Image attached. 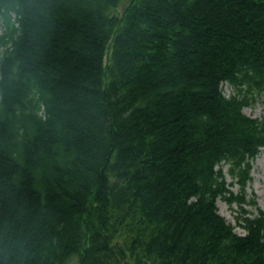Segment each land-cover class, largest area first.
<instances>
[{
  "label": "trees",
  "instance_id": "16d2710c",
  "mask_svg": "<svg viewBox=\"0 0 264 264\" xmlns=\"http://www.w3.org/2000/svg\"><path fill=\"white\" fill-rule=\"evenodd\" d=\"M120 1L0 0V264H264V0Z\"/></svg>",
  "mask_w": 264,
  "mask_h": 264
},
{
  "label": "rangeland",
  "instance_id": "374dc122",
  "mask_svg": "<svg viewBox=\"0 0 264 264\" xmlns=\"http://www.w3.org/2000/svg\"><path fill=\"white\" fill-rule=\"evenodd\" d=\"M130 0H121L116 13H121L123 8ZM11 22H14V16H11ZM4 32V25L0 17V35ZM3 48H0V52ZM109 50H107L104 57V64L107 63ZM221 92L225 97L236 95V89L226 83L221 85ZM242 94H239L241 96ZM243 114L252 119H257L264 122V93L254 95V100L251 101L244 109ZM222 172L225 174V183L233 196H242L244 203L238 205L237 203L227 204L222 200L216 201L218 214L224 218L225 222L233 226L234 232L238 235H243L244 231L237 226V218L240 215L250 216L256 214V209L264 212V149H260L258 155L251 163V170L249 172V180L247 181L243 191L240 190L236 180L228 173V165H222ZM255 202V206L250 205V201ZM241 206V207H240ZM241 210L245 211L243 213ZM69 264H77L75 258L70 260Z\"/></svg>",
  "mask_w": 264,
  "mask_h": 264
}]
</instances>
